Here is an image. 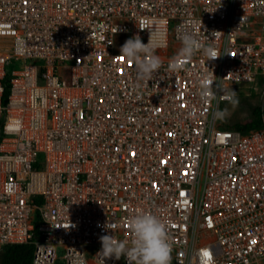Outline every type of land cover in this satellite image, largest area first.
Wrapping results in <instances>:
<instances>
[{"label":"built area","instance_id":"1","mask_svg":"<svg viewBox=\"0 0 264 264\" xmlns=\"http://www.w3.org/2000/svg\"><path fill=\"white\" fill-rule=\"evenodd\" d=\"M186 32L219 57H181ZM136 35L160 60L150 81L120 55ZM263 78L264 0H0V252L129 264L103 262L100 237L130 246L144 212L171 264H264V122L213 115Z\"/></svg>","mask_w":264,"mask_h":264},{"label":"clouds","instance_id":"2","mask_svg":"<svg viewBox=\"0 0 264 264\" xmlns=\"http://www.w3.org/2000/svg\"><path fill=\"white\" fill-rule=\"evenodd\" d=\"M201 50L210 59L219 57L214 49L203 48L194 33L186 32L183 34L182 47L179 53L181 57L191 60ZM120 53L133 63L137 72V79L140 81H150L153 74L159 70L160 60L155 55L152 35L147 44L142 42L139 35L127 39L121 46ZM212 83L213 81L209 80V83L203 86L202 97L206 98L210 93ZM230 100L234 110L239 104L235 91H232ZM213 115L216 119L224 121L230 117L231 111L227 108L217 109ZM127 224L132 234L130 246L128 241L117 240L113 234L100 237L102 250L97 256L102 258L103 262L104 258L115 257L119 260L123 256L129 264H171V244L168 240L167 228L158 216L140 212L130 216L127 219ZM105 228L112 233L115 224H106Z\"/></svg>","mask_w":264,"mask_h":264},{"label":"rangeland","instance_id":"3","mask_svg":"<svg viewBox=\"0 0 264 264\" xmlns=\"http://www.w3.org/2000/svg\"><path fill=\"white\" fill-rule=\"evenodd\" d=\"M239 100L238 106L233 110L231 101L223 104L220 110L225 108L231 111V115L220 122L227 127L245 125L254 120V109H261L264 112V78L251 87H240L234 90ZM1 253V252H0Z\"/></svg>","mask_w":264,"mask_h":264},{"label":"trees","instance_id":"4","mask_svg":"<svg viewBox=\"0 0 264 264\" xmlns=\"http://www.w3.org/2000/svg\"><path fill=\"white\" fill-rule=\"evenodd\" d=\"M9 95V88H6L3 103L6 104ZM254 120L245 125H236L238 130L249 132L255 129H260L264 122V112L261 109H254ZM34 245H11L6 246L0 253V264H33Z\"/></svg>","mask_w":264,"mask_h":264}]
</instances>
